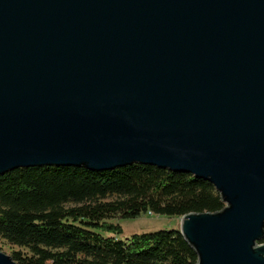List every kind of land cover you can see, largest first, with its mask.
I'll return each instance as SVG.
<instances>
[{"label":"water","instance_id":"water-1","mask_svg":"<svg viewBox=\"0 0 264 264\" xmlns=\"http://www.w3.org/2000/svg\"><path fill=\"white\" fill-rule=\"evenodd\" d=\"M132 165L219 194L196 264H264V0H0V175Z\"/></svg>","mask_w":264,"mask_h":264},{"label":"trees","instance_id":"trees-1","mask_svg":"<svg viewBox=\"0 0 264 264\" xmlns=\"http://www.w3.org/2000/svg\"><path fill=\"white\" fill-rule=\"evenodd\" d=\"M223 208L208 182L157 167H41L0 175V238L31 254L13 253L18 264H196L179 229L120 239L122 227L110 221Z\"/></svg>","mask_w":264,"mask_h":264},{"label":"rangeland","instance_id":"rangeland-1","mask_svg":"<svg viewBox=\"0 0 264 264\" xmlns=\"http://www.w3.org/2000/svg\"><path fill=\"white\" fill-rule=\"evenodd\" d=\"M114 197H109L106 201L114 200ZM181 218H167L159 217L153 214H147L134 220L116 219L110 222L119 224L122 227L123 234L120 239H125L132 234L155 232L158 230L179 229ZM0 252L11 257L13 253L20 252L22 256L29 257L31 254L27 249L18 248L8 244L5 240L0 238Z\"/></svg>","mask_w":264,"mask_h":264}]
</instances>
